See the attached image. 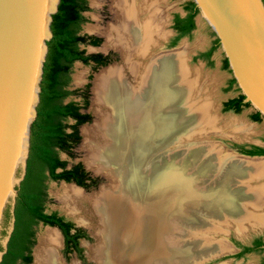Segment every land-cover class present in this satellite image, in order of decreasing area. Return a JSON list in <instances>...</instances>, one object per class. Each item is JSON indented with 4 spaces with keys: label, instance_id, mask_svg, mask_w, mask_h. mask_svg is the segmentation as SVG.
Segmentation results:
<instances>
[{
    "label": "bare ground",
    "instance_id": "6f19581e",
    "mask_svg": "<svg viewBox=\"0 0 264 264\" xmlns=\"http://www.w3.org/2000/svg\"><path fill=\"white\" fill-rule=\"evenodd\" d=\"M112 1L116 24L108 28L106 45L119 48L123 66L108 67L96 74L92 105L99 119L92 127L82 129L89 162L97 171L109 173L111 184L91 198L69 186L61 187L57 194L71 210L85 200L91 205L100 226L99 243L92 250L104 264H119L121 253L141 247L146 255L137 256L139 264H150L155 257L156 264H164L165 258L170 261L177 257L174 253L170 257L166 251L168 238L177 235L171 223L177 220V203L183 197L202 199L207 208L224 217L220 218L244 221L245 207L236 195L242 197L244 193L249 201L260 202L264 191L260 188L248 193L243 188L239 194L231 193L229 180L261 176L264 158H236L220 165L213 153L200 168L188 171L190 161L204 155L209 146L189 151L187 159L181 156L184 151L175 148L184 143L185 137L202 132V128L210 129L216 117L212 122L210 106L208 110L197 107L191 111L187 109L194 107L193 103L184 105L197 85V77L188 79L192 71L184 63V49L152 56L162 34L159 18L153 20L155 10L161 9L154 4H160L149 0ZM54 2L50 0V7ZM124 71L131 80L124 78ZM197 72L194 74L198 76ZM216 167L220 170L216 184L201 198L193 192V185L200 182V176L209 177ZM131 230L135 237L139 233L136 244L131 241ZM58 240L55 229L44 230L34 250L33 264H63L55 252Z\"/></svg>",
    "mask_w": 264,
    "mask_h": 264
},
{
    "label": "rangeland",
    "instance_id": "374dc122",
    "mask_svg": "<svg viewBox=\"0 0 264 264\" xmlns=\"http://www.w3.org/2000/svg\"><path fill=\"white\" fill-rule=\"evenodd\" d=\"M86 1L88 10L83 13L85 22L80 26L79 34L83 36H94L100 39V42L99 45L95 47L80 45L79 48L82 49L85 54L100 53L106 55L110 53L111 61L105 67L96 70H93L91 66L82 65L79 62L73 63L68 89L70 91L80 90L86 84L89 85L87 92V106L82 112L87 113L90 116V121L78 127L80 140L72 150V156L67 157L62 153L59 154V158L67 162V167L74 163H80L86 172L92 177H97L99 180L98 184L88 191L78 188L81 194H85H83L85 198L90 197L91 195H97L100 190L107 189L111 184L109 181L110 174L103 171H97L98 168L89 162V152L83 146L84 137L82 135V129L92 127L99 119L96 115V110L92 105L93 81L96 74L100 71L108 67L119 68L123 66V60L119 48H117V46L108 47L106 45V33L108 32V28L116 24V10L113 1ZM150 2H158L160 4V6L156 5L157 3L154 4L156 8L161 9L155 10L153 20L157 17L160 19L157 18V23L162 32L160 38L156 37V40L157 38L159 39L156 41V47L152 51V56L157 55L159 52L171 53L173 51H178L177 53H179L184 49V63L188 70L192 71V77L189 78L188 76V79L197 77L198 80H195L197 85L192 92V96H189L190 98L185 100L184 105L193 103L194 107H189L190 109H187L191 111L196 110L195 108L197 107L207 109V106H210L209 115H211L212 122H214L213 117H216V122L210 126V129L209 127L206 129L202 128V132L197 133L194 136L185 137L184 143H181L180 146L178 145V147L175 148V150L179 148L181 151H184L181 156L182 158L187 159L189 151L197 148H204L203 146H209V150H206L207 152H205L204 155L200 158H196V160L194 159L190 161L191 165L188 167V171L191 170L192 172L194 169L197 170L200 168V165L209 154L211 155L215 153L213 155L217 156L220 165H225V163L231 162V160L236 158L243 159V157H240L235 153L237 150L236 148L242 147L247 149L251 146L264 148V118L259 116L258 122L251 121L249 115L255 112L251 106L248 105V107L241 108L240 112L237 114L231 111H221L222 103L230 98L236 97L240 92L235 82L229 85V80L232 79V77L228 68L223 69L221 67L224 57L218 45H216L210 52L207 60L199 57L213 47V41L215 40L214 35L210 32L207 25L202 20H198V14H196L193 19L194 27L192 31L188 35L178 38L172 43V38L174 37V33L171 29L172 16L174 14H177L180 17L184 16L182 7L187 0H149V3ZM195 71L198 73V76L194 74L196 73ZM126 73L124 71V78L127 77V81L131 80ZM79 77H81V80H78ZM69 99H73L75 102L79 103V105L81 104V97L79 95L69 96L67 100ZM194 103L197 105L195 106ZM234 120H237V122H234ZM230 121H232V123H230ZM69 123L71 122L69 121ZM195 137L197 138L195 139ZM170 150L173 152V147H170ZM217 167L212 171L209 177L200 176V182L193 185V192L197 193L201 198L208 193V190H212V186H215V180L220 175V170ZM20 174L21 169L17 168L15 177L18 178ZM251 176H247L244 179L229 180L228 191L235 194L243 192V188L248 191V193L260 188L264 191V173L259 177ZM71 185L72 184H65L63 182L48 181L46 184L47 201L44 204V212H55L59 216L70 221L74 226L82 228L86 232L88 239H81L79 241V247L81 248V259H79L75 253H63L62 237L58 230L55 229L59 239L58 241L61 242H59L58 248L56 247L55 249L56 256H58L57 258H60V261L63 260V264H104V262L100 260L92 250L99 243L100 226L97 224V218L91 209L92 207L90 208L91 205L85 200L84 202L76 203V208L72 209V211L68 206L63 204L60 196L57 194L61 187H75L74 185ZM184 198L185 197L177 203L178 211L174 218L177 220L171 222L177 235L168 238V249H166V251L170 253V257L171 255L173 256V253L174 255L177 254V257H172L170 258V261H168V259L163 256V258H165L164 264H262L264 258V199L260 202H252L249 201V196L244 193L242 197L236 195V199L239 200L238 203L244 204V215L247 216L244 221H235L233 219L227 220L220 218L223 216L218 212H212V210L207 208L208 205L203 204L204 200L202 199L195 200ZM13 203L14 196L12 199H8L5 208L10 211ZM215 203L216 201L214 204ZM218 210L223 211L221 206L218 207ZM10 224L11 220L9 219L4 228V234L2 235L3 228L1 221L0 252L2 250V244L6 240L8 230L10 229ZM46 229L50 228L42 225H38L35 228L34 245L31 248L30 264H33L34 262L33 254L38 243V238ZM131 232L133 236L134 231L131 230ZM138 234L139 233H137L136 237L134 235L131 240L132 242L135 241L134 244L138 243ZM256 238H258L263 244L261 251L249 252L242 254L239 257L236 256L241 251L242 247H249L252 240ZM143 250V247L139 250L135 249V251L132 249L129 251L126 250L123 254L121 253L119 264H139V261H136V258L145 253ZM156 262L157 260L155 257L149 263L156 264Z\"/></svg>",
    "mask_w": 264,
    "mask_h": 264
},
{
    "label": "trees",
    "instance_id": "16d2710c",
    "mask_svg": "<svg viewBox=\"0 0 264 264\" xmlns=\"http://www.w3.org/2000/svg\"><path fill=\"white\" fill-rule=\"evenodd\" d=\"M263 1V0H262ZM264 3V1H263ZM183 17L175 14L172 18L171 29L178 38L188 35L193 27V19L197 14L192 2L187 1L182 7ZM86 0H58L57 8L51 15L49 25L51 37L46 42V55L42 65L39 82L38 103L35 108V118L29 130V147L25 161L22 180L15 187L16 195L12 209H4L2 215V235L10 219L12 229L1 256L0 264H30L31 248L34 245L35 228L38 225L55 228L62 237L63 253H75L81 259L79 241L87 240L86 232L74 226L70 221L55 212L45 213L44 204L47 201L46 184L63 182L73 184L85 191L94 188L99 180L84 170L80 163L71 164L59 158V154L72 156V150L79 143L78 127L90 121V116L82 112L87 106L89 85L82 89H68L71 67L74 62L91 66L93 70L105 67L111 61V54H85L80 45L98 46L100 39L79 34L80 26L85 22L82 15L86 12ZM218 45L213 41V47L199 57L208 59L210 52ZM221 67L227 69V61L222 60ZM234 80H229V85ZM79 95L81 104L69 96ZM243 96L228 99L221 105V111H231L235 114L241 108L248 107L243 103ZM253 122L259 121V114L249 115ZM69 121L71 123H69ZM239 154L245 156H264V148L251 146L236 148ZM263 244L256 238L249 247H242L237 257L249 252L261 251ZM2 251V250H1ZM264 264V258L262 260Z\"/></svg>",
    "mask_w": 264,
    "mask_h": 264
},
{
    "label": "water",
    "instance_id": "95a60500",
    "mask_svg": "<svg viewBox=\"0 0 264 264\" xmlns=\"http://www.w3.org/2000/svg\"><path fill=\"white\" fill-rule=\"evenodd\" d=\"M187 1L193 3L198 20L207 25L217 40L243 96L242 102L264 118L263 1ZM57 4L58 0L51 7L50 0H0V224L5 204L9 198H15V187L24 175L46 42L51 37L49 25ZM235 153L243 158H264ZM17 168L21 169L18 178ZM11 229L10 224L0 259Z\"/></svg>",
    "mask_w": 264,
    "mask_h": 264
},
{
    "label": "flooded vegetation",
    "instance_id": "af4514ba",
    "mask_svg": "<svg viewBox=\"0 0 264 264\" xmlns=\"http://www.w3.org/2000/svg\"><path fill=\"white\" fill-rule=\"evenodd\" d=\"M184 12V11H183ZM84 13V12H83ZM83 13H82V15H83ZM184 14H185V12H184ZM175 15V14H174ZM173 15V16H174ZM173 16H172V18H173ZM179 16V15H178ZM180 17V16H179ZM171 24H172V20H171ZM173 31V33H174V37L172 38V41H173V39L175 38V36L177 35V33L174 31V30H172ZM85 36H88V37H94V36H89V35H85ZM231 99V98H230ZM227 101V100H226ZM225 102V101H224ZM237 151V150H236Z\"/></svg>",
    "mask_w": 264,
    "mask_h": 264
}]
</instances>
